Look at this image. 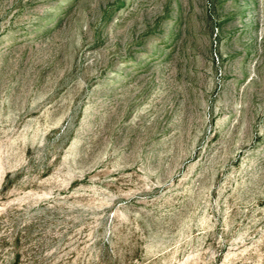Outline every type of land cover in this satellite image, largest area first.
Returning a JSON list of instances; mask_svg holds the SVG:
<instances>
[{
	"label": "rangeland",
	"instance_id": "obj_1",
	"mask_svg": "<svg viewBox=\"0 0 264 264\" xmlns=\"http://www.w3.org/2000/svg\"><path fill=\"white\" fill-rule=\"evenodd\" d=\"M0 264H264V0H0Z\"/></svg>",
	"mask_w": 264,
	"mask_h": 264
}]
</instances>
